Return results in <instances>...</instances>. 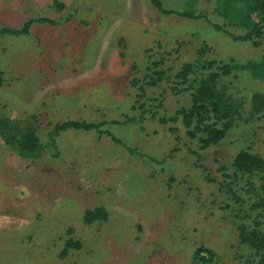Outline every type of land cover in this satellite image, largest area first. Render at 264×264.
Segmentation results:
<instances>
[{"label": "rangeland", "instance_id": "1", "mask_svg": "<svg viewBox=\"0 0 264 264\" xmlns=\"http://www.w3.org/2000/svg\"><path fill=\"white\" fill-rule=\"evenodd\" d=\"M157 1L165 11L205 19L163 14L149 0H0V30H21L38 18L57 23L0 36V116H35L40 142L52 143L40 157L23 159L0 140V264L249 259L237 227L253 226L257 216L264 232V209L251 210L259 197L247 193L244 181L232 187L246 204L226 208L223 184L231 172L219 168L243 149L264 159V112L249 117L250 96L264 95V28L258 46L237 42L210 25L245 33L217 12V0ZM203 45L211 50L205 58L259 66L256 77L245 69L228 79L247 101L245 111L217 146L199 151L180 123L160 120L188 106L187 94L170 90L171 80ZM155 61L170 82L138 99L133 82ZM69 121L102 124V133L67 130L50 142L53 127ZM98 207L107 220L84 225V212ZM69 239L79 248L61 256ZM198 249L203 263L193 261Z\"/></svg>", "mask_w": 264, "mask_h": 264}, {"label": "trees", "instance_id": "2", "mask_svg": "<svg viewBox=\"0 0 264 264\" xmlns=\"http://www.w3.org/2000/svg\"><path fill=\"white\" fill-rule=\"evenodd\" d=\"M159 12L163 14H176L180 17H186L193 20L205 19L203 14L192 12L176 13L165 11L161 3L157 0H149ZM217 12L228 19L230 24H236L245 29V33L236 35L218 25L210 24L213 29L230 37L237 42L251 41L258 46L263 34L264 28V0H217ZM33 23L56 25L53 20L38 18L27 21L21 30H11L3 28L0 30V36L25 35ZM211 50L203 45L196 52L194 61L184 63L174 74L171 80L170 90L174 94H187L188 106L180 108L167 120L161 119L160 122H170L172 124L180 123L185 131V136L195 141L199 151L217 146L227 133L234 127L237 120L242 118L245 111L244 106L247 101L237 96L231 91V84L228 79L232 77L237 70H251L256 77L255 66L258 64L248 62L246 65H238L233 61L223 62L215 59L205 58L206 53ZM163 65L162 61H155L147 67V73L143 79L135 80L133 85L141 93L137 98H144L146 88H155L164 81L170 82L167 71L159 69ZM258 77V76H257ZM235 78V76H234ZM260 79V78H258ZM2 78L0 77V87ZM143 108V104L139 106ZM144 112V111H143ZM148 112V111H147ZM264 112V95L254 93L250 96L249 117L253 118ZM152 116L155 114L151 113ZM129 122L133 119H129ZM127 121V122H128ZM102 124H92L85 121H69L62 124H56L48 133L50 142L61 132L67 130L96 131L102 133L100 127ZM39 123L35 116L28 117L25 120H10L0 116V140L3 145L17 153L23 159H36L40 157L43 150L51 145H43L37 136ZM100 130V131H99ZM174 132V128H170ZM133 151V150H132ZM206 171L203 166H198ZM220 171L229 170L231 173L225 188H227V204L225 207L235 206L237 204H246L242 195L233 188V183L244 181L247 186L248 194H255L259 198L251 206V210L264 209V199L258 195V190L264 192V159L257 153H252L249 149L239 151L232 159L230 166L219 168ZM224 175V174H223ZM226 176V175H224ZM258 183V188L256 185ZM222 185V186H223ZM248 216V215H247ZM108 218V212L104 207H98L87 210L82 215V223L90 226L95 222H105ZM256 216V220H257ZM254 220L252 226H238V237L241 244L251 250L246 264H264V232L259 229L260 222ZM69 230L68 232H71ZM70 248H79V244L72 239L67 240L61 256H65ZM204 249H198L193 255V261L196 263L205 262V258L200 254Z\"/></svg>", "mask_w": 264, "mask_h": 264}]
</instances>
